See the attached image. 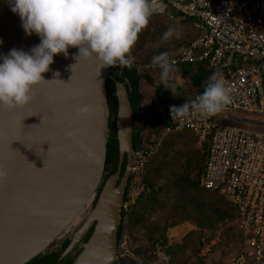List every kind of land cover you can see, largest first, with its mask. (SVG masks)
<instances>
[{
	"label": "water",
	"instance_id": "1",
	"mask_svg": "<svg viewBox=\"0 0 264 264\" xmlns=\"http://www.w3.org/2000/svg\"><path fill=\"white\" fill-rule=\"evenodd\" d=\"M20 24L13 13L8 37L0 34V55L39 43ZM67 51V57H53L43 74L47 82L33 87L15 140L5 135L12 112L0 111V170L6 173L0 182V264L33 263L69 239L67 254L90 230L75 264H112L116 258L124 195L141 147V114L133 113L126 75L135 63L129 54L130 66L100 69L94 59L76 62L77 49ZM113 140L116 161L108 164Z\"/></svg>",
	"mask_w": 264,
	"mask_h": 264
},
{
	"label": "built area",
	"instance_id": "2",
	"mask_svg": "<svg viewBox=\"0 0 264 264\" xmlns=\"http://www.w3.org/2000/svg\"><path fill=\"white\" fill-rule=\"evenodd\" d=\"M150 4L152 13L169 8L196 21L199 36L170 56L173 67L206 64L223 76L231 97V103L213 116L191 112L173 119L163 136L190 132L205 151L200 187L225 198L244 236L242 251L229 264H264V130L221 124H244V118L229 115L233 111L264 115V0H150ZM156 147L153 140L140 147L134 174L143 172ZM214 246L208 243L198 256L206 257Z\"/></svg>",
	"mask_w": 264,
	"mask_h": 264
},
{
	"label": "rangeland",
	"instance_id": "3",
	"mask_svg": "<svg viewBox=\"0 0 264 264\" xmlns=\"http://www.w3.org/2000/svg\"><path fill=\"white\" fill-rule=\"evenodd\" d=\"M195 22L169 8L160 14L152 13L148 30L138 35L130 52L137 65L153 66L150 65L147 71L151 82L142 80L140 83L143 88L142 115L147 117L143 119L145 127L141 129V145L153 140L157 147L150 166L144 173L134 174L127 189V201L123 209L127 216L122 222L123 230L117 248L118 257L125 262L229 264L230 259L243 249V243L239 241L244 236L237 230L234 209L225 198L217 192H206L201 187L193 188L178 181L179 177L186 174L187 166L202 153L195 138L187 131L163 136V122L170 117L169 109L171 106L178 107L177 102L190 87L189 81L171 72L167 82L163 83L160 68L150 61L144 62L146 55L160 48L170 46L167 52L171 56L198 37ZM170 26L180 31V38L163 41L162 34ZM229 115L244 118V124L234 121H221V124L264 130V115H249L239 111L230 112ZM151 193L156 203L147 201ZM132 211L137 214L133 219L129 217ZM183 218L188 220L182 221ZM170 223H174V226L169 227ZM230 228L233 229L231 232L228 231ZM194 231L200 233L202 238L209 239L208 243H215L212 251L202 259L198 255L207 242L196 255L188 247L181 248L185 236ZM192 240L196 241L195 238Z\"/></svg>",
	"mask_w": 264,
	"mask_h": 264
},
{
	"label": "clouds",
	"instance_id": "4",
	"mask_svg": "<svg viewBox=\"0 0 264 264\" xmlns=\"http://www.w3.org/2000/svg\"><path fill=\"white\" fill-rule=\"evenodd\" d=\"M4 3L19 17L24 34L36 35L39 43L27 52L13 48L0 55V111H15L28 105L33 99V87L47 82L43 74L49 71L53 57L57 54L67 57L69 48L77 49L73 56L76 62L78 58L94 59L100 69L130 66L129 54L153 11L150 0H4ZM180 35L177 28L170 26L161 39H179ZM152 63L160 68V79L166 83L174 71L168 54L154 56ZM230 103V90L217 72L208 78L201 94L178 107L171 106L169 113L171 119L184 118L191 112L210 117ZM5 178L6 173L0 170V182Z\"/></svg>",
	"mask_w": 264,
	"mask_h": 264
},
{
	"label": "trees",
	"instance_id": "5",
	"mask_svg": "<svg viewBox=\"0 0 264 264\" xmlns=\"http://www.w3.org/2000/svg\"><path fill=\"white\" fill-rule=\"evenodd\" d=\"M147 30H148V24L141 32L147 31ZM169 49H170V46H168L167 48L166 47L160 48V49L156 50L155 52H152V53L146 55L144 62L150 61L152 63V58L154 56L159 55L160 53H167L168 54L167 51ZM168 56H169V54H168ZM169 58H170V56H169ZM172 72H176L178 75L181 76V78L187 79L190 83L189 89L186 91V94H184L185 96L183 98V101L189 100V99L193 100L197 95L201 94L204 90V85L206 84L208 78L213 74V71L206 64L185 65V66L174 67V71H172ZM126 73H127L126 75H127L128 79L130 81V85H131L132 91H131L130 99H131V105L133 108V113L135 114V112H134L135 104L137 102L139 103L138 99H141L139 77L135 73V68H133V69L127 68ZM150 79L151 78L148 76V79H146V80H149V82H150L151 81ZM108 99H109L108 102H109V105L111 108V106L113 105L112 103L114 101H113V98H111V97H109ZM181 100L179 101L178 106L181 105L180 104V103H182ZM172 120L173 119H171V117H169L168 119H165L163 122L164 128ZM115 145H116L115 140H113L112 146L110 147L111 151H110V154L108 155V158H107L108 164H112L113 162L116 161V147H115ZM201 151H202V153L197 158L195 157L193 162L189 164L190 168H189V165L187 166L186 171L184 172L186 174L184 176L179 177L178 181L182 185H188V186L193 187V188H200L199 181H200V178L203 174L204 163L206 160L205 151H203V150H201ZM150 161L147 164V166L145 167V169L143 170V172H141V173H144L145 170L150 166V163H151ZM114 169H115V166H114ZM187 172H189V173H187ZM131 179H130V181H131ZM126 201H127V190H126L125 195H124V204L126 203ZM147 201H150L151 203L157 202L152 193L149 194ZM136 215H137L136 212L132 211L129 217L133 219L134 216H136ZM126 216H127V214L124 212V210H122V212H121L122 222L124 221ZM223 216H227V215L223 214ZM181 220L185 221V220H188V218H185V219L183 218ZM168 226L169 227L174 226V223H170ZM122 230H123V226L121 224V226L119 227V230H118V234H117L118 240L121 236ZM230 230L232 231L233 229L232 228L228 229V231H230ZM192 238H195L196 241H193ZM183 241L184 242H183V245L181 248L188 247L189 250L191 252H193L194 255H196L201 250L203 244L205 242H207V243L209 242V239L202 238L200 233H196L194 231V232H191L190 234H188L187 236H185ZM242 241L243 240H240L239 242H242ZM40 260H38V261H40Z\"/></svg>",
	"mask_w": 264,
	"mask_h": 264
},
{
	"label": "flooded vegetation",
	"instance_id": "6",
	"mask_svg": "<svg viewBox=\"0 0 264 264\" xmlns=\"http://www.w3.org/2000/svg\"><path fill=\"white\" fill-rule=\"evenodd\" d=\"M150 65H137L135 63L134 68H135L136 75L139 77V83L143 82L142 80L145 81L146 79H148L149 75H148L147 71L149 70ZM150 67L153 68L152 65ZM147 81H149V80H147ZM140 88H141V86H140ZM138 101H139L140 105L137 102L135 104V107H134L135 117H138V114H140L139 109L142 105V96H141V99H138ZM178 103L179 102H177V104ZM146 118L143 116L138 117V120L142 124L143 128L145 127V123H144L143 119L146 120ZM91 233H92V231L90 230L89 233L86 235V237L80 242V245H78L76 248H74L69 253L64 254L66 248L68 247V245L70 243V240L66 239V241L63 242L62 245L59 246L58 249H56L54 252L49 253L48 255L44 256L43 258H41L40 261H34L33 263H30V264H75L77 257L80 255V253L82 251V245L84 243H86V241L88 240L89 235ZM119 240H120V238H119ZM119 240L117 239L116 258H115L114 262H112V264H136L134 261L125 262L123 259H120L118 257L117 248L119 245Z\"/></svg>",
	"mask_w": 264,
	"mask_h": 264
},
{
	"label": "bare ground",
	"instance_id": "7",
	"mask_svg": "<svg viewBox=\"0 0 264 264\" xmlns=\"http://www.w3.org/2000/svg\"><path fill=\"white\" fill-rule=\"evenodd\" d=\"M13 13L10 11L8 5L6 3H4V0H0V34L7 38L8 37V33H9V29H10V22L12 19ZM19 29L22 30L21 26L18 27ZM19 35V31L18 34L15 36L14 41L17 43H14L15 45H17L19 43V41L21 40ZM0 50L1 48L4 46V41L0 40ZM12 114H17L16 116L12 115L9 118V125L8 127H6V133L5 135H12L14 134V136L12 137L13 140H15V137H17V132L19 131V123H20V115H21V109L15 110V111H11ZM10 115V113H9ZM9 142V141H8ZM8 142H6L8 144ZM4 153H9L7 149H3ZM10 155H12V151L9 153ZM8 157V156H7ZM78 221V220H77Z\"/></svg>",
	"mask_w": 264,
	"mask_h": 264
},
{
	"label": "crops",
	"instance_id": "8",
	"mask_svg": "<svg viewBox=\"0 0 264 264\" xmlns=\"http://www.w3.org/2000/svg\"><path fill=\"white\" fill-rule=\"evenodd\" d=\"M149 82V81H148ZM187 91V90H186ZM186 91L184 92V94H186ZM140 93H141V96H142V99H143V88L141 87L140 88ZM184 98V97H183ZM182 98V99H183ZM182 101V100H181ZM142 106V110L139 112L140 114H141V116H143L142 114H143V104L141 105ZM154 107V106H153ZM142 125V124H141ZM164 126V125H163Z\"/></svg>",
	"mask_w": 264,
	"mask_h": 264
}]
</instances>
